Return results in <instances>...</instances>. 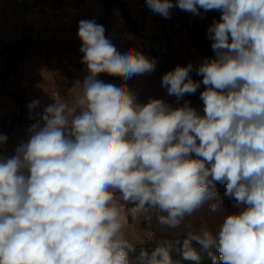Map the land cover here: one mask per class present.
I'll use <instances>...</instances> for the list:
<instances>
[{
	"label": "clouds",
	"instance_id": "1",
	"mask_svg": "<svg viewBox=\"0 0 264 264\" xmlns=\"http://www.w3.org/2000/svg\"><path fill=\"white\" fill-rule=\"evenodd\" d=\"M168 18L174 7L199 15L217 10L209 29L215 58L196 68L205 90L202 113L189 101L173 108L159 98L137 102L125 84L104 83L101 74L124 81L155 70V59L121 54L95 20H81L82 63L72 105L55 102L28 129L26 141L0 155V264H130L123 210L158 209L161 224L179 226L209 203L222 207L215 183L236 211L215 233L189 232L185 260L199 264L193 242L215 247L212 264H264V0H146ZM193 65L177 66L162 86L177 101L201 82ZM32 101L29 111L39 107ZM7 136L0 135V145ZM195 154V159L192 158ZM171 247L156 248L142 264H173Z\"/></svg>",
	"mask_w": 264,
	"mask_h": 264
},
{
	"label": "rangeland",
	"instance_id": "2",
	"mask_svg": "<svg viewBox=\"0 0 264 264\" xmlns=\"http://www.w3.org/2000/svg\"><path fill=\"white\" fill-rule=\"evenodd\" d=\"M79 1L87 10L85 20H95L96 23L103 25L105 37L114 44L121 54L133 50L143 54L149 60L155 59L154 71L130 78L140 86L144 104L150 99L159 98L175 108L183 105L185 101H189L194 108L202 113L203 103L200 100V92L205 90L206 86L202 83V76L197 75L196 68L205 59L206 52L215 55L211 48L212 41L209 38L208 29L214 21H217L216 16L221 15L220 11L205 12L201 9L199 15H193L174 7L171 9L170 17L164 18L153 13L147 7L146 0H128L125 4H121L119 0H113V5L109 10L105 8V4L109 0ZM173 2L175 3V0ZM58 29L63 30V33L53 41L52 56L59 59L57 61L63 62L65 59L71 61L73 69L77 67L87 69L86 65L82 63L83 54L80 52L82 42L78 38V25L72 28L58 27ZM29 46V44L26 45L24 52L28 50ZM189 63L193 65L190 76L194 81L201 82L200 87L195 94H186L183 99L177 101L176 97L168 95L166 88L162 86V77L178 65L187 66ZM62 66L60 65L61 72L53 71V75L48 73L50 71L47 72L53 78L54 98L58 100L59 97V102L62 100L63 93H66V84L68 83L66 76L73 78L75 76L69 70L70 65L67 66V63L64 62ZM107 77L122 79L110 75ZM73 89H78V92L81 93V90L74 88V85ZM10 113L11 117L13 115L16 117L13 118V121H15L14 119L18 120V102L16 100L13 101ZM6 134L7 131L0 135L6 136ZM20 143L22 142L15 138L14 134L7 141L8 147L12 149H15ZM4 152L5 147L2 153ZM192 158H196L195 154H192ZM225 191V183L218 186L217 193L223 202L218 211L210 210V201L190 216H186L183 222L175 228H170L159 222L158 217L165 214L159 212L158 209L146 206L142 212L132 215L130 209L135 207V203L124 201L119 192H115L114 196L126 217L123 229L125 239L132 249L143 250L158 245L163 240L176 239L189 232L197 233L203 227L215 233L224 218L236 211L233 207V199L226 196ZM129 261L130 264H142L141 256L130 252Z\"/></svg>",
	"mask_w": 264,
	"mask_h": 264
},
{
	"label": "crops",
	"instance_id": "3",
	"mask_svg": "<svg viewBox=\"0 0 264 264\" xmlns=\"http://www.w3.org/2000/svg\"><path fill=\"white\" fill-rule=\"evenodd\" d=\"M18 8L20 6L16 0H0V134L7 131V141L14 134L15 138L24 142L28 137V129L38 119L37 114H42L46 106L59 102V97L55 101L53 78L48 71L61 72L60 65L66 62L67 66L72 67L73 63L66 59L63 62L57 61L59 59L51 54L54 39L63 33L58 27H69L48 25L41 13L29 12L23 15L22 9L19 11ZM18 40L23 41L22 60L15 72L6 73L14 64L16 53L3 51ZM28 44L30 46L24 52ZM66 81L67 89L61 102L72 105L82 94L78 89H73L76 76H66ZM14 100L18 102V120L15 121L13 118L16 117L10 115ZM34 100H39V107L28 112V105ZM14 150L6 143L2 155L10 157Z\"/></svg>",
	"mask_w": 264,
	"mask_h": 264
},
{
	"label": "built area",
	"instance_id": "4",
	"mask_svg": "<svg viewBox=\"0 0 264 264\" xmlns=\"http://www.w3.org/2000/svg\"><path fill=\"white\" fill-rule=\"evenodd\" d=\"M128 0H119V2L127 3ZM22 9L23 15L29 12L41 13L45 16L48 25H61L65 27H75L81 20L87 17V10L79 0H16ZM69 70L76 76L77 81L83 82L84 78L89 74L87 69L72 68ZM53 75V71L49 72ZM107 74H101L97 78L104 83H112L116 86L125 84L126 87L136 95L137 102L144 104L141 98L140 86L128 79H110ZM56 101V100H55ZM5 144L0 145V155L3 154Z\"/></svg>",
	"mask_w": 264,
	"mask_h": 264
},
{
	"label": "trees",
	"instance_id": "5",
	"mask_svg": "<svg viewBox=\"0 0 264 264\" xmlns=\"http://www.w3.org/2000/svg\"><path fill=\"white\" fill-rule=\"evenodd\" d=\"M113 5V0H109L105 4V8L109 10ZM221 15L216 16V20L218 21L220 19ZM22 47H23V41L18 40L15 42L13 45L6 47L3 52H8V51H14L16 53V60L12 66H10L7 69L6 73L9 72H15L17 69V65L21 62L22 60ZM2 53V52H0ZM205 58H215V55L213 53H205L204 54ZM29 112V110H28ZM223 183L216 182L215 187L216 190L219 185ZM187 235H184L182 237L176 238V239H168L169 241L163 240L160 244L146 248V249H133V251H130L131 254L134 255H140L141 253H147L148 257H151L153 251L162 246V245H169L171 247V258L173 260V264H197L196 261H191V260H185L183 259L181 255V246L183 244V241L185 240ZM193 247L196 249L197 253L199 254L200 260L199 264H212V257L213 256H218V250L215 247H212L210 249H202L201 246L195 242H193Z\"/></svg>",
	"mask_w": 264,
	"mask_h": 264
}]
</instances>
